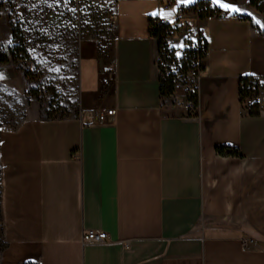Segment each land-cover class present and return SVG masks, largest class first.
Returning a JSON list of instances; mask_svg holds the SVG:
<instances>
[{
    "label": "crops",
    "instance_id": "obj_1",
    "mask_svg": "<svg viewBox=\"0 0 264 264\" xmlns=\"http://www.w3.org/2000/svg\"><path fill=\"white\" fill-rule=\"evenodd\" d=\"M93 1L114 15L112 39L105 48L81 42L78 115L33 110L0 133V264H264V115L238 102L241 78L264 80V15L250 0H202L239 19L179 21L174 45L186 23L208 42L189 116L161 98L149 18L160 12L176 24L178 6L199 0H172L168 10L165 0ZM12 37L0 16V51ZM0 86L25 94L28 81L0 64ZM106 110L111 122L96 124ZM87 230L108 238L84 245Z\"/></svg>",
    "mask_w": 264,
    "mask_h": 264
},
{
    "label": "rangeland",
    "instance_id": "obj_2",
    "mask_svg": "<svg viewBox=\"0 0 264 264\" xmlns=\"http://www.w3.org/2000/svg\"><path fill=\"white\" fill-rule=\"evenodd\" d=\"M0 16L7 18L14 35L1 53L28 81L25 94L0 86V133L14 129L33 110L41 119L78 115L80 45L89 37L101 48L109 46L111 13L93 0H0ZM185 17L193 19L192 14ZM24 56L28 65L20 61ZM3 226L0 167V251Z\"/></svg>",
    "mask_w": 264,
    "mask_h": 264
},
{
    "label": "built area",
    "instance_id": "obj_3",
    "mask_svg": "<svg viewBox=\"0 0 264 264\" xmlns=\"http://www.w3.org/2000/svg\"><path fill=\"white\" fill-rule=\"evenodd\" d=\"M173 4L172 0H165L160 3V7L168 10ZM185 14H192L196 23H208L221 18L237 20L239 17L234 14H224L218 7H209V4L199 0L188 7L178 6L176 24L169 23L160 12L149 18L151 29H164L161 39L159 38L157 67L159 84L162 86L166 83L171 87V91L161 95V98L170 100L172 104L185 110L189 116H195L198 109L199 80L208 56V42L202 27L186 23L181 45L173 44L175 38L180 35L179 21L186 18ZM111 16L114 18L113 14ZM20 61L24 65L29 64L28 57H21ZM238 102L247 115H264V80L256 76L241 78ZM112 112V110L98 112L95 115V123L99 125L110 123ZM107 238L105 232L87 230L83 232L81 240L84 245H98L103 244Z\"/></svg>",
    "mask_w": 264,
    "mask_h": 264
},
{
    "label": "trees",
    "instance_id": "obj_4",
    "mask_svg": "<svg viewBox=\"0 0 264 264\" xmlns=\"http://www.w3.org/2000/svg\"><path fill=\"white\" fill-rule=\"evenodd\" d=\"M251 5L254 6L259 12L264 13V0H250ZM149 30H150V34L151 36H153L159 45V41L161 39V35L164 31L163 28L160 29H151L150 25H149ZM14 37V35H13ZM160 38V39H159ZM9 62V59L7 58V56L3 53H1L0 51V64H7ZM160 86V94L161 95H166L171 91V87L167 86L166 83H163L162 86L159 84ZM217 153L220 155L226 154V155H236V151L229 149V150H225L223 148H217L216 149ZM226 151V152H225Z\"/></svg>",
    "mask_w": 264,
    "mask_h": 264
},
{
    "label": "water",
    "instance_id": "obj_5",
    "mask_svg": "<svg viewBox=\"0 0 264 264\" xmlns=\"http://www.w3.org/2000/svg\"><path fill=\"white\" fill-rule=\"evenodd\" d=\"M83 119H84V120H83V123H84L85 125H90V124L92 123V121H91V116H90L89 113L84 114V118H83Z\"/></svg>",
    "mask_w": 264,
    "mask_h": 264
}]
</instances>
